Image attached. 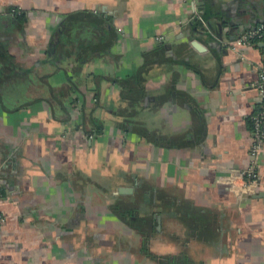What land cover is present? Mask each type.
Wrapping results in <instances>:
<instances>
[{
  "label": "crops",
  "instance_id": "1",
  "mask_svg": "<svg viewBox=\"0 0 264 264\" xmlns=\"http://www.w3.org/2000/svg\"><path fill=\"white\" fill-rule=\"evenodd\" d=\"M263 18L264 0H0V264H264V40L237 43Z\"/></svg>",
  "mask_w": 264,
  "mask_h": 264
},
{
  "label": "built area",
  "instance_id": "2",
  "mask_svg": "<svg viewBox=\"0 0 264 264\" xmlns=\"http://www.w3.org/2000/svg\"><path fill=\"white\" fill-rule=\"evenodd\" d=\"M193 2L194 0H189ZM261 37L264 40V18L259 26L252 32L245 34L240 39L239 44H246L248 38ZM255 87L263 99V105L249 118L251 124V150L253 155L264 144V69L258 73V80ZM225 182L235 193H253L257 187L256 174L253 170H244L242 172L230 175ZM0 217V223L2 222Z\"/></svg>",
  "mask_w": 264,
  "mask_h": 264
},
{
  "label": "water",
  "instance_id": "3",
  "mask_svg": "<svg viewBox=\"0 0 264 264\" xmlns=\"http://www.w3.org/2000/svg\"><path fill=\"white\" fill-rule=\"evenodd\" d=\"M192 45L195 46V47H197V44L196 43H193Z\"/></svg>",
  "mask_w": 264,
  "mask_h": 264
}]
</instances>
